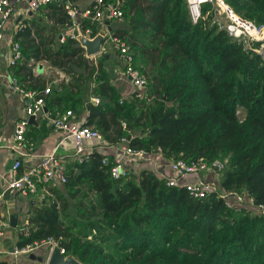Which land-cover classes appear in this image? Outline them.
<instances>
[{
	"label": "trees",
	"instance_id": "16d2710c",
	"mask_svg": "<svg viewBox=\"0 0 264 264\" xmlns=\"http://www.w3.org/2000/svg\"><path fill=\"white\" fill-rule=\"evenodd\" d=\"M123 1L126 28L112 35L143 62L140 69L134 61L146 80L141 94L123 97L105 69L107 54L92 61L78 39L61 33L70 26L62 6L42 7L15 34L25 62L46 63L66 77L46 97V111L78 116L86 109L84 125L107 145L125 138L150 154L159 149L167 161L228 158L220 188L264 205L261 43L249 49L232 39L212 23L209 4L194 23L186 0ZM223 1L241 19L264 26V0ZM81 26L93 36L101 28L88 19ZM25 69L31 82L32 69ZM112 162L94 152L68 165L67 183L31 211L29 234L16 247L53 238L80 264H264V216L230 209L215 193L192 198L149 170L114 180Z\"/></svg>",
	"mask_w": 264,
	"mask_h": 264
},
{
	"label": "built area",
	"instance_id": "2783aa9c",
	"mask_svg": "<svg viewBox=\"0 0 264 264\" xmlns=\"http://www.w3.org/2000/svg\"><path fill=\"white\" fill-rule=\"evenodd\" d=\"M21 1V0H17ZM27 11L32 13L38 12L42 7L53 4L62 6L70 23L68 27V35L72 38L78 39L74 36L76 31L80 37L92 40L93 32L91 29L82 30L81 21L88 19L91 22H97L103 26L104 21H121L123 19V0H93L92 4L80 10L76 4L69 0H26ZM186 4L191 12L192 8L196 7L195 13L191 12L194 23L200 18V9L203 5L209 4L214 8V17L212 23L220 30H224L232 39L242 42L246 47L252 41L260 40L264 46V26L254 25L252 22L241 19L223 0H186ZM220 9V12L218 11ZM15 11V6L11 4L10 0H0V44L3 40V31L6 22L12 17ZM221 14H224L228 23L220 21ZM23 26L19 24L16 32ZM63 40V37L60 39ZM248 40V42H247ZM111 45L118 58L123 63V71L119 75L118 81L129 83L137 93H143L146 87V80L140 71L135 68V56L131 51L129 45L117 36L108 35L104 37L100 53L97 56L106 55V46ZM95 57V56H94ZM23 60L20 46L17 42L11 44L9 55V66L14 67ZM92 61H94L92 59ZM7 88L13 93L19 95L24 103L25 119L17 122L14 129V142L11 145V150L20 151L24 144V135L30 117H34L37 113H41L45 108L46 97L51 94L50 86H46L43 90L24 89L14 75L7 78ZM90 102L94 105L99 103L98 98H91ZM76 115L72 111H65L56 113L49 119L52 128L55 131L64 133L65 139H70L73 145V158L78 163H83L88 157L95 152L96 147L106 146L102 135L92 127L85 126L84 123L78 122ZM29 145V150H33V145ZM20 157L26 154H19ZM113 162L110 167V176L114 180L121 178H128L133 174L132 169L142 163L156 162L155 160L163 158L161 151L158 149L157 153H147L144 150L135 149L128 145V139H121L119 144L115 146V153L112 156ZM165 160V159H164ZM167 161V160H166ZM107 160L102 161L106 164ZM169 173L164 176H158L164 179L168 187L184 188L192 198L203 199L208 195L215 193L222 198L226 207L235 210H247L253 215L264 216V205L256 204L250 196L245 193L225 192L219 185L214 182L205 181L203 175L207 173H222L227 165L228 158L216 159L211 163L203 160L193 162H186L183 160H168L166 162ZM21 167L20 158L15 159L11 168L12 177L7 184V189L11 192L17 193L22 197H35L39 202H45L51 197L52 190H60L67 183V163L65 159L55 155L48 154L41 158L38 165L26 173H19ZM195 177L194 180H189ZM187 181V182H186ZM4 194L0 193V209L3 205ZM8 219H3L0 216V236H3L4 230L8 228ZM29 234V228L25 224L19 228L20 237H26ZM48 247V256L56 247L59 248L61 254L63 250L58 246L57 241L53 238L27 245L23 248H14L12 255H30L34 253L39 247ZM43 264H47L45 261Z\"/></svg>",
	"mask_w": 264,
	"mask_h": 264
},
{
	"label": "crops",
	"instance_id": "0c3cea01",
	"mask_svg": "<svg viewBox=\"0 0 264 264\" xmlns=\"http://www.w3.org/2000/svg\"><path fill=\"white\" fill-rule=\"evenodd\" d=\"M11 4L15 6V11L12 17L6 22L3 31V40L0 44V193L3 194L8 190L7 184L11 180L12 173L11 168L15 159L20 158L21 167L19 173H26L29 170L35 168L40 162L41 158L48 154L54 153L55 155L65 159L68 165L75 162L73 158V145L70 139H65V134L60 131H55L49 119L53 117L59 111L55 110L53 112H47L46 109L41 113H37L32 120L29 119V123L26 128L24 135V144L20 151L11 150V145L14 142V129L15 124L23 119H25L24 107L25 103L23 99L17 95L11 93L7 88V77L14 75L21 86L24 89H30L29 86H34V84L39 85L38 90H42V84L53 85L52 88L55 89L58 85L59 80H66L63 73L57 71L56 69L50 68L46 63L33 64L32 61L25 62L23 60L14 67L9 66V55L11 44L14 42V36L17 33L16 29L19 24L22 26L28 22L32 17H36V13H30L27 11V1L26 0H10ZM93 0H79L76 6L82 10L88 8L92 4ZM39 12V11H38ZM122 21V20H121ZM121 21H109V26H105L104 21L103 26L100 29L110 28L111 31L108 35H112L113 31L116 29L126 28L125 24L119 25ZM61 33L67 34V29H61ZM114 57L107 53L106 59L107 63L105 65L106 71L111 75L112 83L115 84L120 90L123 97L129 96L131 93H137V91L127 82L118 81L119 75L123 71V63L118 58V55L114 52ZM91 60L96 61L99 56L89 57ZM121 63H118V62ZM115 62L116 65L110 64ZM25 67H30L31 73L34 79L29 82L26 81L25 74L28 70ZM55 73L57 77L54 79L50 77L51 73ZM60 83V82H59ZM132 89V91H130ZM131 92V93H130ZM89 98V102L90 99ZM91 103V102H90ZM88 112L84 109L81 115L76 116V119L80 123H84L87 119ZM29 143L33 145V150H29ZM100 153L105 156H113L115 153V146L104 145L95 148V153ZM19 154H26L20 157ZM156 162L142 163L132 169L135 174L142 170H149L156 174L157 176H164L169 173L167 168L166 160L163 158L155 160ZM205 181L214 182L216 179L215 173H207L203 175ZM195 177H191L189 180H194ZM186 181V182H187ZM215 183V182H214ZM62 190V189H60ZM10 199L14 203L15 214L21 221L20 225L15 229L9 231L6 228L4 230L3 236H0V264H43L47 259V249L45 246L39 247L33 255V259H30V255H18L14 257L11 253L16 248L17 241L20 238L19 228L26 224L27 218L31 211L35 207H39L42 203L39 202L35 197H22L17 193L11 192ZM49 198L48 200H50ZM47 200V201H48ZM8 203L4 199L3 205L0 209V216L3 219L8 218ZM27 225V224H26Z\"/></svg>",
	"mask_w": 264,
	"mask_h": 264
},
{
	"label": "water",
	"instance_id": "95a60500",
	"mask_svg": "<svg viewBox=\"0 0 264 264\" xmlns=\"http://www.w3.org/2000/svg\"><path fill=\"white\" fill-rule=\"evenodd\" d=\"M193 12V10H191ZM194 13V12H193ZM105 26H109V22L105 23ZM110 28H103L100 29L98 34L92 39L88 40L85 38H82L79 36V34L75 31L74 36L78 38V41L80 43V46L84 48L85 54L87 57H94L97 56L100 53V47L102 44V41L105 36H107L108 32H110ZM62 36H60L61 39ZM263 60H264V46L260 48V52L258 53ZM34 117H30V120H32ZM10 190H7L4 193L3 198L7 201L9 209H8V229L9 231L15 229L17 226L20 225L21 221L18 219V216L15 214L14 210V203L10 199ZM33 255H30V259H33ZM47 264H80L78 261H76L72 257H65L63 254L60 253L59 248L56 247L52 250L48 258L46 259Z\"/></svg>",
	"mask_w": 264,
	"mask_h": 264
},
{
	"label": "rangeland",
	"instance_id": "374dc122",
	"mask_svg": "<svg viewBox=\"0 0 264 264\" xmlns=\"http://www.w3.org/2000/svg\"><path fill=\"white\" fill-rule=\"evenodd\" d=\"M218 11L220 12V9H218ZM40 14H41V12H37V13H36V17H37V16H40ZM220 21H221L222 23H228V19H227V17H226L224 14H221ZM119 25H123V26H124L123 19H122V21H121V23H120ZM124 27H125V26H124ZM247 42H248V40H247ZM252 42H259V43L262 44V41H260V40L252 41ZM251 46H252L251 44H248V45H247V47H248L249 49L251 48ZM106 51H107V53H109V54L112 55V58L114 57V56H113V55H114V50H113V48H112L111 45L106 46ZM256 52L259 53V52H260V49H259V50H256ZM118 63H121V62L119 61ZM135 63H136V66H137V67H139L140 69L142 68L143 62H142L141 60L137 59V61H135ZM110 64H114V65H116L115 62H112V63H110ZM50 77H51V79H52V78L54 79L55 77H57V75L53 72V73H51ZM145 77H146V76H145ZM59 82H61V80H59ZM59 82H57V83L59 84ZM47 86H50L51 93H52V92H53V88H52L53 85L51 86V85L47 84ZM130 91H132V89H131ZM130 93H131V92H130ZM221 175H222L221 173L216 174V179L214 180V182H215L217 185L220 184ZM45 248L47 249V258H48V251H49V249H48V247H45Z\"/></svg>",
	"mask_w": 264,
	"mask_h": 264
},
{
	"label": "bare ground",
	"instance_id": "6f19581e",
	"mask_svg": "<svg viewBox=\"0 0 264 264\" xmlns=\"http://www.w3.org/2000/svg\"><path fill=\"white\" fill-rule=\"evenodd\" d=\"M192 10H193V12L195 13V12L197 11V8L194 7V8H192Z\"/></svg>",
	"mask_w": 264,
	"mask_h": 264
}]
</instances>
